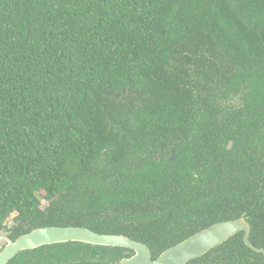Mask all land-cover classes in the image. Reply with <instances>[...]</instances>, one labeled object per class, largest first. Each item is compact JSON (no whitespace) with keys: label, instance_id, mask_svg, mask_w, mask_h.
<instances>
[{"label":"trees","instance_id":"1","mask_svg":"<svg viewBox=\"0 0 264 264\" xmlns=\"http://www.w3.org/2000/svg\"><path fill=\"white\" fill-rule=\"evenodd\" d=\"M241 216L264 248V0H0V239L84 226L155 259ZM132 254L67 241L7 264ZM185 264L264 255L240 231Z\"/></svg>","mask_w":264,"mask_h":264},{"label":"water","instance_id":"2","mask_svg":"<svg viewBox=\"0 0 264 264\" xmlns=\"http://www.w3.org/2000/svg\"><path fill=\"white\" fill-rule=\"evenodd\" d=\"M231 145L230 140L228 148ZM173 158L174 154L169 156L170 160ZM240 231L243 232V241L246 246L264 255V248L257 247L250 241V224L241 216L215 222L166 248L155 259H152L151 250L145 243L123 234L98 233L84 226H42L21 234L14 240H9L0 250V264H7L20 251L67 241L133 250L132 255L122 257L116 264H185L204 255Z\"/></svg>","mask_w":264,"mask_h":264},{"label":"rangeland","instance_id":"3","mask_svg":"<svg viewBox=\"0 0 264 264\" xmlns=\"http://www.w3.org/2000/svg\"><path fill=\"white\" fill-rule=\"evenodd\" d=\"M46 202H43L45 204ZM9 241V238L7 236V231L3 230L1 233V239H0V246H4Z\"/></svg>","mask_w":264,"mask_h":264}]
</instances>
